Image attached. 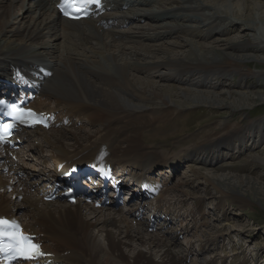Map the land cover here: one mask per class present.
I'll return each mask as SVG.
<instances>
[{"label": "bare ground", "instance_id": "6f19581e", "mask_svg": "<svg viewBox=\"0 0 264 264\" xmlns=\"http://www.w3.org/2000/svg\"><path fill=\"white\" fill-rule=\"evenodd\" d=\"M152 1H105L104 14L93 21L73 23L56 12L55 0H0V90L9 91L10 83L25 87L36 84L33 107L54 118L51 130L37 129L25 137L28 157L39 161L41 169H30L18 162L12 164L11 172L23 179L1 176L0 216L24 219L28 231L39 236L44 249L55 255L58 264H182L184 258L175 249L181 233L171 225L177 219L181 230L189 233L191 224L203 219L202 200L197 198L191 210L180 213L181 204L192 198L183 188L194 179L197 182L201 179L203 191L213 196L218 209L223 204L238 210L264 207V193L253 186L249 177L240 180L235 174L207 176L192 167V178L170 183L171 176L187 160L203 165L209 161L208 155H218V161L222 159L219 152L228 148L233 139L239 141L241 150L260 148L264 119L258 123L247 120L246 106L254 100L246 96L249 92H229L227 97L237 94L241 103L229 105L230 116L201 131L192 146L193 152H182L172 162L151 150L146 142L154 138L145 135L149 129L158 128L155 134L158 136L165 124L175 119L180 120L174 121V128L167 134H183L190 126L204 127L205 117L182 116L199 107L207 115L206 108L218 114V109L228 105L223 93L216 91L219 86L212 85V76L236 75L243 81L255 78L262 82L264 2L160 0L165 4L140 9ZM165 20L176 23L166 25ZM131 24L136 25L135 30L147 26L171 30L153 35L131 32L134 29L116 30ZM194 28L204 29L207 37L213 32L246 31L248 38L221 47L189 40L185 44H168H178L181 51L176 53L162 44L132 47L122 43L157 42ZM97 46L109 54L108 71L97 60L82 58L89 54L88 48L99 53L95 50ZM134 69L190 88H181V93H177L174 85L159 87L144 80L133 83L130 76ZM195 75L200 79L195 80ZM243 86L249 89V83ZM258 98L264 103V92ZM198 151L204 153L203 159L195 157ZM89 161L116 167V172L127 179L122 189L133 193L140 203L129 205L124 212L114 206L96 209L82 201L71 205L59 200L45 203L40 199V193L53 188L58 178L56 169ZM254 161L264 165L261 156L251 157V162ZM49 163L52 168L47 167ZM171 192L177 197L175 204L166 200V194ZM259 195L262 197L258 198ZM22 207L26 210L24 216L20 213ZM146 210L151 216L138 220ZM156 223L160 231L149 234L150 225ZM210 237L214 236L208 235L199 245L201 252L209 246Z\"/></svg>", "mask_w": 264, "mask_h": 264}, {"label": "rangeland", "instance_id": "374dc122", "mask_svg": "<svg viewBox=\"0 0 264 264\" xmlns=\"http://www.w3.org/2000/svg\"><path fill=\"white\" fill-rule=\"evenodd\" d=\"M262 1L264 2V0ZM160 4L163 5L165 3L164 1L157 0L155 2L154 0L152 1V3L148 4L147 6H143L140 9H155L156 7H159ZM165 23H167L166 25H170L176 23V21L172 22V20H165ZM165 23H158V25L160 26V24L163 25ZM146 24H148V22H146ZM155 24L156 23H153L152 25L154 26ZM179 24L181 23L179 22ZM132 29L135 30L136 25L131 24L130 28L126 29V31H130ZM116 30L123 31L125 30V27H119V29ZM165 30L171 29L156 27L151 29L147 26L146 28L131 32L153 35L161 31L164 32ZM205 34L206 32L204 31V29L198 31L196 30V28H194L191 32H185L184 30H182L179 33L172 34L169 37H165L166 39L163 38L157 42L145 41L146 43L142 42L143 44L139 45L134 43L132 44L128 41H124L122 43L123 45L132 47H153L154 45L160 46L162 44V47H166L172 50L173 53H176L177 51H181V49L178 47V44H183L187 40L192 42L203 43L212 47H217L218 45H220L221 47V45L223 44L241 41L242 39H246V37L248 38V36H246V31L241 34L237 31H230L229 33L225 34H216L215 32H213L209 37L204 36ZM170 43L178 44L177 46H170L168 45ZM88 50L89 54L83 56L82 58L84 60L89 61L97 60L98 63H100L103 67L107 68L106 71H108V69L110 68L108 67V64L110 62L108 61L109 54L107 53V50L99 46L95 48V50L99 51V53H95L94 49L91 48H88ZM131 73L135 75L133 76L131 74L130 76V79L133 83L135 82V80H144L146 82H150L152 85H156L159 87H166L168 84L174 85L175 91L177 93H181V88H190L186 85L181 86V84H177L175 82H165L164 80L160 79L158 75H145L136 69L132 70ZM194 78L195 80L200 79L197 75H195ZM210 80L212 85L216 83L219 86L217 87L216 91L219 93H223L228 105L226 107L218 109V114H214L213 110H211L210 108H206V111L208 113L207 115L202 112V108L199 107L196 108V110L194 111L191 110V112L187 114V116H182L183 118L192 116H203L206 118L205 120L207 121L204 124V127H197L193 129L194 127L190 126L183 134H181L182 132H174L175 134L172 133L173 135L167 134L170 129L174 128V121L176 122L177 120H180L175 119L172 122H168L167 124H165V129H162L158 133V136H155L158 128L149 129L145 132V135L150 134L152 138H154V141L152 139V141L146 142V145L151 150L155 151L157 155L159 157H162L165 161L172 162L180 158L183 154L182 152L189 151L192 153V146H195L197 139L201 134V131L205 132L208 127L213 126L212 123H215L220 119H225L226 117L230 116L231 113L229 110V105H238L239 103H241V97L237 94H233L231 97H227L229 95V92H249L246 96H250L254 98V100L250 101L251 103L246 106V115L248 117L247 120L249 122L257 121L256 123H258V121L264 119V103L263 100L258 101V99H260L258 98V96L264 92V79L261 80V83L257 82L258 80L255 78H249L243 81L238 76L234 75L223 78L212 76ZM244 83H249V89L243 86ZM144 85L146 84H143V86ZM236 116L239 117L238 114ZM235 123L233 122L234 125ZM166 134L167 137H164ZM263 136L264 134L260 135V139L263 138ZM161 139H163L164 141H160ZM237 143H239V141L233 139L232 144L229 145L228 148H224L221 152H219V154L222 156V159H220L219 161L217 160L218 155H208L210 156L207 157L209 161L203 165H201V163L197 164L195 162H189L188 160L185 161L181 164L179 170L175 171L173 176H171L170 183H172L173 185L185 179L186 177L192 178L190 169L194 167L207 176H212L216 174L222 176L235 174L237 177H240V180H245L246 177H249L252 183H254L253 186L260 188V191L264 193V165L259 164L257 161L251 162V157L253 156H261L264 158V139L260 143V148L254 150H241ZM195 157L203 159L204 153L198 151ZM211 159L214 160L213 163H211ZM199 182H197V179H194L191 185L183 188L189 193L190 197L192 198L186 200L187 202L185 201L184 204H181L182 208L180 213L185 214L187 211L191 210V206L195 203L194 198H197V200H202L201 212L204 216L203 219L199 220L198 223L196 222V224L192 223V230L189 233H186L185 231L181 230V223L176 219L177 225L180 227L179 232L182 235L179 236V238L176 240L177 242L175 249L184 258L182 264H264V207L256 205L255 208H244L238 210L233 208L232 206H225L223 204L218 209L213 196L210 195V193L204 192L203 188L205 187V185L202 184V181L201 183ZM165 197L167 201L172 204H175L174 202L177 199L175 192L166 194ZM261 197L262 196L260 195L258 196V198ZM135 199L137 200V202L131 201V206L140 203V200L137 197H135L134 200ZM126 210L124 212H126ZM106 212L111 211H104L105 214ZM112 213L114 214V212ZM142 215H145V213ZM188 221L189 219L184 222L185 225L183 224V227L186 226ZM158 224L159 223H156V225ZM240 232L241 234H239ZM148 233L153 235L157 232L148 231ZM208 235H213L214 237H210L212 240L208 242L209 246L207 245V249L205 250V252H201L199 250V245L204 243V240H206V237ZM189 251H192V253L190 254ZM125 254L129 255V252H126ZM187 256L188 258H186Z\"/></svg>", "mask_w": 264, "mask_h": 264}, {"label": "snow or ice", "instance_id": "6c2138e0", "mask_svg": "<svg viewBox=\"0 0 264 264\" xmlns=\"http://www.w3.org/2000/svg\"><path fill=\"white\" fill-rule=\"evenodd\" d=\"M92 5L99 7L100 0H64L61 10L65 15H69V11L74 10L76 15L73 18H81L89 14L88 9ZM4 103L0 101V105ZM7 107L9 108L7 115L13 117L19 124L43 123L47 126L43 114L17 105H8ZM13 127H15L14 124L0 125V144L8 142L7 138ZM0 255H3L9 264H13L20 260H39L47 254L41 250V247L34 242L31 236L23 234L18 224L0 219Z\"/></svg>", "mask_w": 264, "mask_h": 264}]
</instances>
